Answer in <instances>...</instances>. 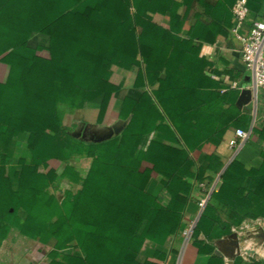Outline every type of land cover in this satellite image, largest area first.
Returning a JSON list of instances; mask_svg holds the SVG:
<instances>
[{"label":"trees","instance_id":"1","mask_svg":"<svg viewBox=\"0 0 264 264\" xmlns=\"http://www.w3.org/2000/svg\"><path fill=\"white\" fill-rule=\"evenodd\" d=\"M66 1L5 0L0 4V18L7 17L0 21V61L9 68L7 80L0 83V129L6 128L0 136V222L37 228L41 245L55 241L48 264H134L144 243L160 227H168L173 235L184 233L182 212L193 180L190 152L205 144L218 146L231 129L246 130L251 116L236 106L234 90L224 92L205 76L211 64L198 58L201 45L193 39L207 41L212 33L207 29L204 36L191 34L189 40H182L183 22L173 0H89L90 6L77 11L64 10ZM75 1L84 4V0ZM236 1L220 2V21L227 26ZM246 2L251 12L264 7V0ZM168 12L171 29L157 31L147 13ZM34 35L48 39L50 60L29 47ZM119 52L135 59L141 56V61L134 62L139 69L135 88L141 93L136 99L127 97L120 114L123 119L133 115L131 123L121 136L99 144L104 148L94 152L85 179L66 168L70 177L63 176L80 189L74 200L64 203L62 212L53 198L51 203L36 200L28 211L23 210L33 172L15 156L17 136L30 133L29 145L34 147L47 132L68 133L62 127L66 113L103 97L98 117L102 122L119 91L105 79L112 62L107 57ZM203 89L212 91L208 99L201 98ZM155 129L178 134L184 145L140 151L142 137ZM252 133L264 141V128ZM209 159V169L216 170L219 159ZM144 163L152 168L143 170ZM154 172L161 177L159 195L148 192ZM256 178H260L256 190L245 194ZM221 180L212 199L234 213L257 203L255 196L264 195V166L247 171L234 161ZM207 224L211 222L204 212L193 237Z\"/></svg>","mask_w":264,"mask_h":264},{"label":"crops","instance_id":"2","mask_svg":"<svg viewBox=\"0 0 264 264\" xmlns=\"http://www.w3.org/2000/svg\"><path fill=\"white\" fill-rule=\"evenodd\" d=\"M173 1L178 5L175 8V12L183 22L179 33V37L182 40H189L191 34L204 36L207 29L211 31L212 34L207 41L193 39L195 45H201L198 58L207 60L211 64V67L205 71V76L222 86L224 92L228 88L235 91L233 99L237 106L242 90L251 86L252 77L243 65L242 43L232 32L234 27L233 7L230 10L232 14L230 25L227 26L225 22L220 21L219 5L221 0ZM238 1L240 0H237L234 5ZM76 4L78 6L77 9L83 6H90L89 0H84V4ZM147 14L157 31H168L171 29L172 18L170 12L166 14ZM256 14L264 15V7L257 12L252 11L251 18ZM138 30H141V28ZM107 58L115 62H123L115 66L120 71L119 74L124 75L129 72L134 77V80L130 87H126L123 81L115 82L113 78L109 80L105 76V79L118 87L119 91L113 95L103 121L89 124L109 126V118L113 111L116 112V123L120 120L125 121L128 119H130L131 123L133 115L123 119L120 114L124 100L127 97L136 99L141 93L140 89L135 88L139 69L134 63L135 61H141V56L138 55L135 59L119 52L115 55H108ZM2 65L8 70L6 71L4 68L5 74L2 77L5 75V80L0 83H4L7 80L9 73L8 66L1 64V67ZM127 67H129V70ZM161 78H166L165 73L161 75ZM146 84V90L151 94L152 89H150L147 82ZM260 92L262 93V104L260 106L259 102H257V105L253 103L242 108L237 106L244 114H250L251 116L249 126L246 129L250 132V137L241 148L234 149L230 147L229 143L234 138L236 131L231 129L218 146L205 144L201 150L190 152L194 162L191 169L193 180L190 199L182 212L183 223L186 225L184 233L173 235L170 234L168 227H160L154 238L148 239L144 243L134 264H264V195L255 196L257 203L252 202L255 208H251L252 205H250L235 213L227 209L220 201L212 199L213 193L218 192L221 187V175L234 161L241 163L247 171H259L264 166V141L252 135L253 129L262 131L264 128V90ZM260 92L257 100H260ZM211 94V90L203 89L201 98L203 100L208 99ZM102 100L103 97L93 102H87L83 109L91 107L100 109ZM68 138V145H74L72 140L77 141L69 136ZM181 144L184 145L178 134L155 129L142 137L139 143V150L146 152L156 148L158 145L181 148ZM213 156L219 159V162L215 161L216 170L209 169L211 164L209 158ZM220 163L223 164L221 169H219ZM143 167V170L146 167L152 168L148 163H144ZM200 177L203 181H200ZM255 180V185L247 186L248 189L245 194L256 190L257 182L260 181V178ZM161 191V177L154 172L148 185V192L159 195ZM208 196L210 199L202 211L199 203ZM204 212L211 225L207 224L197 233V237H193L194 230ZM235 222H240V224L237 225ZM191 231H193V234L188 238L187 234ZM233 234H237L239 237V250H234V241L231 239ZM45 249H47L46 246L35 244L25 257L15 260V262L9 259L4 260L0 264H48L46 258L44 259ZM232 249L234 250L233 252ZM245 251H248L249 254L242 255Z\"/></svg>","mask_w":264,"mask_h":264},{"label":"rangeland","instance_id":"3","mask_svg":"<svg viewBox=\"0 0 264 264\" xmlns=\"http://www.w3.org/2000/svg\"><path fill=\"white\" fill-rule=\"evenodd\" d=\"M5 1V0H3ZM0 1V4L3 3ZM12 1H10L11 3ZM75 0H67L64 4V10L68 11L72 9L77 11L78 6H76ZM1 19V18H0ZM4 19V20H3ZM7 17H2L0 21H4ZM29 47L35 49L37 54L45 60H50L51 55L48 47V39L41 36H33L29 40ZM123 62L112 61L109 67L107 77L110 80L120 82L123 81L126 87H130L133 83L134 77L129 72L124 75H120V71L115 67ZM0 61V82L5 80V74L3 65L1 67ZM128 66V65H127ZM129 70V67H127ZM7 71L8 69L5 68ZM127 70V71H128ZM113 76V77H112ZM259 106L262 104V93L260 92ZM84 108V107H83ZM77 109L73 112H68L62 119V127L69 129V132H63L60 130L58 133L47 132L42 138L36 143L34 147L29 145L30 133H22L17 136V148L15 156L27 166H31L33 177L31 179V187L26 188V196L24 198L23 210H29L31 204L36 200H41L47 203H51V198H53L58 203V209L62 212L64 203L68 200H74L77 196L78 187L69 178L63 176L70 173L66 172V168H72L78 172L81 178H86L93 160L95 159L94 152L100 151L104 147L99 145L100 143H93L98 145L97 147L85 146L79 141H74L75 139L71 136L73 132L78 130L79 124L90 125L93 122L98 121V108H86ZM116 112H111L109 118V126L116 123ZM90 123V124H89ZM92 132L91 130H89ZM6 133V128L0 129V136ZM68 136L72 138L74 145H68ZM88 137L90 135L88 134ZM144 168V167H143ZM51 201V202H50ZM12 212H14L12 210ZM56 220V218H55ZM15 221V220H12ZM7 224L0 222V263L4 260L14 261L22 257H25L30 249L35 245L39 244L36 240L39 230L35 227H22L19 222ZM56 244L55 241L45 249L44 259L48 262H52L49 255L51 250ZM61 258V257H58ZM56 261L60 259L53 258Z\"/></svg>","mask_w":264,"mask_h":264},{"label":"built area","instance_id":"4","mask_svg":"<svg viewBox=\"0 0 264 264\" xmlns=\"http://www.w3.org/2000/svg\"><path fill=\"white\" fill-rule=\"evenodd\" d=\"M234 19L233 34L242 43V61L245 70L252 77L249 89L257 100L258 94L264 90V16L255 15L251 18V10L245 0L238 1L232 8ZM255 103V102H254ZM250 137V132L244 129L235 131L234 138L230 141V147L241 148ZM210 197L202 199L199 203L203 211ZM193 231L187 234L190 238ZM249 254L248 251L242 255Z\"/></svg>","mask_w":264,"mask_h":264},{"label":"water","instance_id":"5","mask_svg":"<svg viewBox=\"0 0 264 264\" xmlns=\"http://www.w3.org/2000/svg\"><path fill=\"white\" fill-rule=\"evenodd\" d=\"M256 103L258 100L255 99L253 96V92L248 88L242 90L238 101L237 106L242 108L243 106H248L253 103ZM254 103V105H255ZM130 123V119L128 120H120L116 124L112 126H95V125H86V124H79L78 130L73 132L71 136L77 140H82L87 143H103L106 141H110L114 138H117L122 135V133L125 131L127 126ZM85 130V133L83 134V131ZM91 130L92 132H90ZM87 132V133H86ZM88 134L90 137H88ZM231 239L234 241L233 245L235 246V249H240L239 246V237L237 234H233L231 236ZM232 249V252L234 251Z\"/></svg>","mask_w":264,"mask_h":264},{"label":"flooded vegetation","instance_id":"6","mask_svg":"<svg viewBox=\"0 0 264 264\" xmlns=\"http://www.w3.org/2000/svg\"><path fill=\"white\" fill-rule=\"evenodd\" d=\"M85 133V130L83 131V134ZM87 133V132H86Z\"/></svg>","mask_w":264,"mask_h":264}]
</instances>
